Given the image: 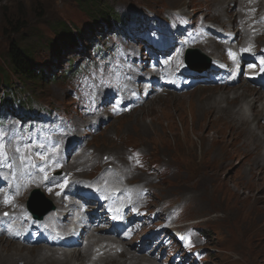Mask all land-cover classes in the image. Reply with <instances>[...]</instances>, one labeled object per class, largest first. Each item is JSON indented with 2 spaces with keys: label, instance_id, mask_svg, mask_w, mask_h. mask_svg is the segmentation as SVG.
Masks as SVG:
<instances>
[{
  "label": "rangeland",
  "instance_id": "rangeland-1",
  "mask_svg": "<svg viewBox=\"0 0 264 264\" xmlns=\"http://www.w3.org/2000/svg\"><path fill=\"white\" fill-rule=\"evenodd\" d=\"M95 1L0 0V84L14 86L20 97L24 94L33 96L35 108L41 105H53L49 110L44 111L43 115L36 116L33 122L15 126L16 130L12 137L22 142L28 138L33 147L53 149L54 146L50 145L48 137L50 134L60 132L62 128L55 127L52 130L49 125L53 126L57 118L64 123L70 122V118L79 112L78 105L82 106L91 99L88 93L91 89L90 93L95 98L93 97V101L88 105L99 110L106 118L101 122L100 131L102 133H94L92 139L84 138L92 149L97 148L104 153L114 150L117 144L124 143V150L131 148L132 155L136 156L137 138H139V141L145 145V150L140 151L145 155V160L149 164L154 162L155 157L170 162L163 163L170 168L168 173L170 178L166 180L161 178V185L151 192L150 201L155 200L160 207L145 211L151 215V220H148L147 216L141 218L134 216L130 225L135 233L130 236V239L137 243L143 241V246L151 251L161 264H204V262L205 264H248L245 250L255 263L258 255L251 247L246 230L252 225H257L264 216V168L257 171L260 174L256 180L249 181V170L247 166H241V163L245 160H248L247 164L258 162L256 150L253 151L249 140L243 142L247 155L236 157L232 164L218 170V173L201 177L202 182L212 185L210 196L221 212L217 220L199 215L195 205L177 204L179 201L177 195L192 200L190 195L182 194L179 184L185 181L188 186L201 185L198 182L200 180L198 171L218 169L216 156L234 147L231 129L218 123L214 118L207 121L204 112L211 103L230 94L232 88L239 85L241 81L227 83L224 80L227 75L224 73H216L214 78H208L207 82L194 81L190 74L185 73L187 70L184 67V61L182 62L183 52L189 46L199 47L207 55L211 54L216 57L218 61L220 47L224 40L215 35L209 40H201L199 37L188 40L185 36L181 37L182 33L179 34L176 31V28L180 26L179 23L161 29L159 35L146 27L145 35H141L140 38L127 32L119 35H107L110 33L109 30L101 32L107 24L118 28L128 26L133 20L122 13L134 16L147 12L144 8L148 9V7L155 13L161 9L163 12L186 9L191 18H196L204 14L203 4L208 0H110V2L100 0L106 1L105 4L101 3V7H113L121 13L107 11L98 20L93 21L91 17L97 11L90 5ZM82 6H87V9L84 11L80 8ZM142 6L144 8H140ZM17 22L19 25L16 27ZM258 23L264 25V14ZM61 25H67L69 31L60 32ZM170 36L173 37V42L169 40ZM70 37L73 38L70 41L71 44L67 41ZM258 40L262 43L258 44L255 52L252 53L254 60L249 62L247 67L243 64L241 75L247 74L248 70L258 73L263 68L264 37ZM17 42L25 49L32 50L33 60L51 77L69 68L70 60L75 65H85L86 61L93 60L94 65H88L86 70L81 71L79 76L72 79L71 77L65 80L55 79V81L50 79L52 81L49 80L47 83L23 85L19 77L10 72L8 65L7 53L12 43ZM95 45H101L104 52L113 57L111 68L95 58ZM58 46H60L59 50ZM46 62L48 66L44 67ZM237 72L238 70L235 71ZM106 74H112V79L106 81ZM3 75L7 76L8 80L3 79ZM190 80L192 84L187 86L185 82ZM251 80L255 81L254 78ZM248 84L255 86L254 83L248 82ZM10 88L3 89L0 86V94L5 93L6 90L11 92ZM96 89L101 91V96L94 94L93 91ZM82 109L85 111V106ZM15 110L24 111L20 107L14 109L10 113L11 118L31 119L30 117H18V112ZM139 119L143 125L137 122ZM8 133L6 119L0 117V143L8 137ZM101 135L104 137L110 135L113 146L100 145ZM9 144L12 142L9 141ZM67 147L70 148V146ZM73 151L70 149V153L74 156ZM29 154L35 161L39 158H36L31 151ZM231 154H234V151ZM69 161H71L70 157ZM142 165L147 166L146 163ZM152 165L161 177L167 171L166 168L162 170V166L156 163ZM194 166L198 168L197 171ZM175 168L180 171L178 174ZM57 170L63 171V168H54L52 174L59 176L55 173ZM146 170H139V173L141 174L140 182L147 185L150 175L145 173ZM186 176L188 177L185 178ZM150 185L155 186L153 183ZM171 196L175 198L173 200L164 199V197ZM256 196L260 198V201L256 205L251 204V199ZM36 198L41 199L39 196ZM47 198L52 201V197ZM88 199L84 198L81 204L83 212L88 216L96 214L94 217L100 218L102 223L105 220L103 217L105 213L100 210L105 209L111 212V205L105 204L103 208L96 207L95 203ZM155 213H159L160 216L169 214L171 218L177 220L175 229L183 232L187 225L199 224L202 235H207L208 239L203 249L208 254L206 260L204 256L196 252L197 248L190 234L187 235L185 248L181 247L184 248L182 250L177 247V244L174 246L173 239L171 241L174 243H169L168 240H158L156 244L158 235L170 237L167 234V228L171 220L169 217L166 221L158 216L154 218ZM125 216L127 218L130 216L128 211ZM226 216L231 217V223L237 225L243 237L245 250L225 229L224 224L227 221L224 217ZM191 218L193 220L189 221L188 219ZM159 229L164 230L161 233L156 232ZM256 243L258 254L262 259L261 264H264V227ZM155 244L159 252L164 253L166 258L174 263L168 262L163 255H160ZM15 249L16 247H13L10 253H13ZM72 250L74 248L68 252Z\"/></svg>",
  "mask_w": 264,
  "mask_h": 264
},
{
  "label": "bare ground",
  "instance_id": "bare-ground-1",
  "mask_svg": "<svg viewBox=\"0 0 264 264\" xmlns=\"http://www.w3.org/2000/svg\"><path fill=\"white\" fill-rule=\"evenodd\" d=\"M100 2L105 4L106 1ZM262 2L264 3V0H261V2L259 0H208L205 4L202 3L205 12L200 17L201 27H203L206 19H211L218 21V24L221 25L220 30L223 29L222 37L224 41L220 47L219 57L220 64L226 70L231 71L233 69L234 61L243 62L245 60L244 56L247 51H244V49H248L247 45L249 43L252 44L254 50H256L258 44L262 43L258 39L264 37V25L259 24V27H257L254 24L260 20L264 12ZM178 10L188 11L186 9ZM102 13L104 14V12ZM151 13L155 12L151 11ZM158 13L164 18L169 17L162 9ZM125 15L129 14L125 13ZM251 17L253 24L250 29H247L245 25ZM91 19L94 21L93 17ZM139 26L143 28L142 24ZM105 27L106 30H111L110 25L107 24ZM124 27L132 29L131 24ZM220 30L218 31L220 32ZM176 31L179 34L182 33L180 34L181 37H199L201 40H209L213 34L210 31L202 36L187 31L184 27H177ZM219 32L216 34L217 37H221L218 34ZM172 40L174 41L173 37ZM243 40L245 43L244 48H242ZM215 47H218V45H215ZM199 49V47L195 48L197 54ZM230 52H236L238 57L233 59L229 55ZM208 57L211 58V54ZM211 63H214V60L206 61L201 65L191 58L190 64L194 72L192 80H198L196 73H200L204 79L214 78L217 73V66L210 68ZM204 70L206 71L203 72ZM252 74L249 71L247 78ZM234 80L241 81V83L234 86L231 93L226 97L211 103L207 111L204 112L207 121L214 118L218 123L231 129L234 147L216 156L218 169L210 168L198 171L200 178L198 182L201 185L188 186L185 181L179 184L182 194L184 196L190 195L192 200L177 195L178 205L183 203L195 205L196 212L199 215L215 220L221 213L220 208L212 202L210 196L212 185L202 182L201 177L218 173V170L232 164L236 157L247 155L248 153L243 146L244 140H249L252 144L253 151L256 150L258 161L247 164L248 160H245L241 163V166H247L249 170V181L256 180L260 174L257 171L264 168V86L261 88L257 84H254L255 86L245 84V78L241 75L236 76ZM167 86L170 87L169 84ZM13 98L15 100L14 109L20 107L24 110H15L20 115L30 117V121L39 115L37 110L28 111L25 98L20 97L15 91L13 92ZM94 121V119H89L86 111L76 114L70 122L62 125L59 140L54 138L58 143L56 149L53 152H48L43 159L37 161L33 160L30 154H26L27 148H24L23 152L17 153L15 149H19V147L15 143L4 146L3 153L0 154V264H160L158 258L152 256L143 246V241L137 243V241L130 239V236L135 233L130 222L134 216L138 218L147 216L148 220H151V215L145 211L160 207V204L155 200L150 201L151 192L161 185V178H163L162 180L170 178L168 177L170 168L163 165V163L170 162L164 161L163 158L153 157L160 166L167 169L162 177L156 173L152 164L146 163L147 166H143L140 157H145V155L140 150H145V145L139 141V138H137L136 156L131 155V157H128L124 150V143H119L114 150L105 151L104 153H101L97 148H87L89 142L84 139L85 131L88 130L87 125L94 127ZM137 122L143 125L140 119ZM90 138L92 139V137ZM64 144H72L71 148L76 152L71 161H69L70 149H67ZM100 145L112 147V137L101 135ZM44 150L45 148L39 147L33 150L32 154L35 156ZM232 151H234V154H231ZM105 154H107L106 158ZM85 161L90 162L88 167L90 165L99 167L95 171V175L90 177L86 175L88 167L84 169L83 162ZM57 167L63 168L62 174L59 176L52 175L51 171ZM194 168L195 171L198 170L195 166ZM143 169H147L145 173L150 175L147 185L140 182L141 174L139 170ZM176 171L178 172L177 169ZM108 183H112V186H105ZM150 183L155 184V186L150 185ZM95 184L99 186L95 187ZM35 186L51 195L56 208L39 221H29L27 223L29 231L24 229V221L27 218L21 220L23 225L21 231L20 224L14 222V220L19 219L22 214L26 215V211L22 210V203L25 201L30 189ZM109 189L116 192L117 195L108 196L105 194ZM86 196L89 197L91 202L95 203L96 207L103 208L105 204L111 205V212L105 209L100 210L105 213L103 215L105 220L102 223L100 218L94 217L96 214L88 216L83 212L81 204ZM174 198V196L164 197L168 200ZM5 200L9 202L5 203ZM259 201L260 198L256 196L251 199V204L256 205ZM120 208L127 210L130 216L120 220ZM222 211L225 213L224 210ZM73 213L78 216L81 231L78 233L77 239L71 238L63 241L54 235L53 227L66 229L67 225L62 221L65 220L64 217L67 218ZM142 213L145 214L142 215ZM56 214L63 217L59 219ZM153 217L155 218L154 215ZM167 217L169 216H160L159 218L166 221ZM169 218L171 222L168 228L173 231H180L175 229L177 220ZM224 218L227 221L224 224L225 229L234 236L245 250L243 237L237 229V225L231 223V217L227 218L226 216ZM188 220L192 221L193 219ZM112 222L113 224H111ZM200 227L199 224L187 225L184 230L182 245L185 244L187 235L190 234L197 248L196 252L204 256L206 260L208 254L203 249L207 245L208 239L207 235H202ZM263 227L264 216L257 225H252L250 229L246 230L251 247L258 255V259L253 263L245 250L248 264L262 263L256 242ZM33 232L38 233V235H33ZM156 232H159V230ZM171 239L174 238L158 235L156 242L158 240H168L171 243ZM18 240H23V243L19 244ZM176 244L175 242L174 246ZM13 247H16V249L12 251L13 253H10ZM177 247L183 249L180 244ZM71 248H74V250L67 252Z\"/></svg>",
  "mask_w": 264,
  "mask_h": 264
},
{
  "label": "trees",
  "instance_id": "trees-1",
  "mask_svg": "<svg viewBox=\"0 0 264 264\" xmlns=\"http://www.w3.org/2000/svg\"><path fill=\"white\" fill-rule=\"evenodd\" d=\"M90 6H92L93 8L96 6L100 7L99 9L97 8V10H99L97 15L103 12L100 0H96L95 2L91 3ZM86 7L87 6H82L80 8L85 9ZM18 25L19 22H17L16 27ZM64 27L67 29V31H69V27L65 25H61L59 29H64ZM31 51L32 50L25 49L23 45L19 44V42H17L16 44L12 43L9 52L7 53L9 67L17 76L22 78L24 81H45L43 79V71L40 69L38 63L33 60V54L31 53Z\"/></svg>",
  "mask_w": 264,
  "mask_h": 264
},
{
  "label": "water",
  "instance_id": "water-1",
  "mask_svg": "<svg viewBox=\"0 0 264 264\" xmlns=\"http://www.w3.org/2000/svg\"><path fill=\"white\" fill-rule=\"evenodd\" d=\"M193 54H189L187 57V62L190 63L191 62V56ZM29 209L33 212V214L35 215V217H39L40 213H38L37 211L33 210L32 206L29 205Z\"/></svg>",
  "mask_w": 264,
  "mask_h": 264
},
{
  "label": "snow or ice",
  "instance_id": "snow-or-ice-1",
  "mask_svg": "<svg viewBox=\"0 0 264 264\" xmlns=\"http://www.w3.org/2000/svg\"><path fill=\"white\" fill-rule=\"evenodd\" d=\"M244 51H250V49H244ZM229 55H230L233 59L236 58V54H235V53L230 52ZM262 71H264V69H262ZM137 162H138V161H137ZM8 202H9V201L5 200V203H8ZM5 215H7V214L5 213Z\"/></svg>",
  "mask_w": 264,
  "mask_h": 264
}]
</instances>
